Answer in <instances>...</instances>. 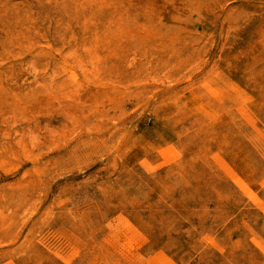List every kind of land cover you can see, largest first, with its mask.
Segmentation results:
<instances>
[{
    "label": "rangeland",
    "instance_id": "rangeland-1",
    "mask_svg": "<svg viewBox=\"0 0 264 264\" xmlns=\"http://www.w3.org/2000/svg\"><path fill=\"white\" fill-rule=\"evenodd\" d=\"M0 264H264V0H0Z\"/></svg>",
    "mask_w": 264,
    "mask_h": 264
},
{
    "label": "bare ground",
    "instance_id": "bare-ground-1",
    "mask_svg": "<svg viewBox=\"0 0 264 264\" xmlns=\"http://www.w3.org/2000/svg\"><path fill=\"white\" fill-rule=\"evenodd\" d=\"M245 12V11H244Z\"/></svg>",
    "mask_w": 264,
    "mask_h": 264
}]
</instances>
